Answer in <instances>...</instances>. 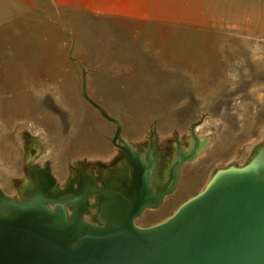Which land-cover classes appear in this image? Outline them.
Returning <instances> with one entry per match:
<instances>
[{
  "label": "rangeland",
  "instance_id": "1",
  "mask_svg": "<svg viewBox=\"0 0 264 264\" xmlns=\"http://www.w3.org/2000/svg\"><path fill=\"white\" fill-rule=\"evenodd\" d=\"M78 1L0 0V188L6 195L20 197L28 163L49 164L62 188L72 167L97 171L120 158L110 141L115 124L81 96L71 46L86 70L89 97L121 122L134 148H144L154 131L159 161L167 165L175 138L183 148L191 143V124L208 138L180 167L174 191L144 211L143 226L172 214L215 170L241 166L264 147L263 32L135 21L121 11L77 9Z\"/></svg>",
  "mask_w": 264,
  "mask_h": 264
},
{
  "label": "water",
  "instance_id": "2",
  "mask_svg": "<svg viewBox=\"0 0 264 264\" xmlns=\"http://www.w3.org/2000/svg\"><path fill=\"white\" fill-rule=\"evenodd\" d=\"M71 51L81 96L115 124L110 141L123 161L103 188L91 171L77 167L61 188L49 164L28 163L30 179L20 197L0 188V264H264V147L241 166L215 170L165 219L137 225L145 210L174 191L180 167L199 155L208 138L197 136L191 124V143H177L167 165L159 161L152 136L137 152L122 136L121 122L89 97L86 70ZM96 194L99 222L84 218L88 196Z\"/></svg>",
  "mask_w": 264,
  "mask_h": 264
},
{
  "label": "crops",
  "instance_id": "3",
  "mask_svg": "<svg viewBox=\"0 0 264 264\" xmlns=\"http://www.w3.org/2000/svg\"><path fill=\"white\" fill-rule=\"evenodd\" d=\"M78 1L77 9L104 15L123 12L124 19L158 24L241 28L264 33V0H95ZM81 3V4H80ZM113 17V16H111ZM148 19V20H147Z\"/></svg>",
  "mask_w": 264,
  "mask_h": 264
},
{
  "label": "flooded vegetation",
  "instance_id": "4",
  "mask_svg": "<svg viewBox=\"0 0 264 264\" xmlns=\"http://www.w3.org/2000/svg\"><path fill=\"white\" fill-rule=\"evenodd\" d=\"M149 136H152L153 137V141H154V145H155V140H154V131H151L150 133H149V135L147 136V143H146V145H145V147L144 148H141V149H143V150H141V149H136V148H134L133 147V145H132V147L137 151V152H139V153H142L143 151H145V149H146V147L148 146V137ZM189 136H190V134H189ZM191 139V138H190ZM127 140V139H126ZM128 141V140H127ZM177 143H181L177 138H175L174 139V142H173V145H172V151L174 152V150H175V148H176V145H177ZM116 147V146H115ZM119 149V148H118ZM120 150V158L115 162V164H114V166L113 167H111V168H101L100 167V169H98L97 171H94L93 169H91V168H88V167H86V166H75V167H77L80 171H82L83 172V170H89V171H91L92 172V174H93V177H94V181L96 182V184L99 186V187H102L103 188V183H105V181L107 180V177L108 176H112L115 172H118V170H119V166H120V164H121V162L123 161V153H122V151H121V149H119ZM29 171V170H28ZM73 172H74V178H75V171L73 170ZM73 177L71 178V179H73ZM69 186V184H67V185H65V186H63V188L64 187H68ZM25 188H27V186H26V184H25V186L24 187H21V192L25 189ZM96 197H97V194L96 195H90V196H88V202H89V206H88V211H87V214H85V216H84V218L85 219H87V220H89V221H96V222H99V221H101V216L99 215V213H98V210H97V205H96ZM166 197V196H165ZM164 200V199H163ZM163 202V201H162ZM91 207H94L95 209L93 210V211H91ZM144 213V212H143ZM143 213L141 214V216H140V218L136 221V224L137 225H140V226H143V223H140V222H138V221H143V219H145L146 217L144 216L143 217ZM154 224V223H153Z\"/></svg>",
  "mask_w": 264,
  "mask_h": 264
}]
</instances>
